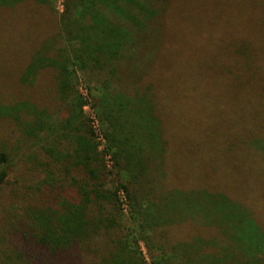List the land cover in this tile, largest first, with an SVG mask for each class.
<instances>
[{
    "label": "trees",
    "instance_id": "trees-1",
    "mask_svg": "<svg viewBox=\"0 0 264 264\" xmlns=\"http://www.w3.org/2000/svg\"><path fill=\"white\" fill-rule=\"evenodd\" d=\"M19 1L26 0H0V5L9 8L12 16ZM165 1L62 0L52 37L36 44L28 57L24 52L20 56L15 45L13 55L21 62L18 81L30 83L42 67L55 70L54 93L59 104L65 103V123L47 124L46 116L42 122L41 111L28 101L0 99V117L16 121L19 114H26L32 123L37 118V125L30 126L43 131L37 143L25 133L10 148L17 158L36 157L48 175L39 184H18L19 189L12 190L13 205L26 200L24 196L32 199L20 205V213L5 206L0 211V264H144L138 240L146 243V231L182 220L171 211L160 216L162 210L154 203L151 172L164 154L156 101L145 93L126 90L139 80L130 71V51L134 52L146 23ZM242 3L251 6L253 0ZM47 48L54 53L48 54ZM241 69L240 76V70L231 67L230 76L244 77V86L256 90L263 108L264 64ZM77 84L85 89L86 99L90 98L88 106L99 123L102 142L95 139L88 116L83 114L87 101L77 93ZM217 111L215 126L225 118V109ZM47 128L50 133L54 129L48 141ZM220 129L224 132L215 142L228 150L226 160L198 156V167L193 168L195 184H264V135H256L252 128L235 137L234 127ZM8 153L0 143V189L7 181ZM105 154L111 160L108 166ZM209 178L214 179L212 183ZM118 190L126 200L129 224L120 220ZM188 192V199L199 195V200L188 203L186 218L212 227L215 235H195L172 246L155 243L150 264H264V226L255 221L249 207L217 190ZM161 201L169 210L175 206L171 193Z\"/></svg>",
    "mask_w": 264,
    "mask_h": 264
},
{
    "label": "rangeland",
    "instance_id": "rangeland-1",
    "mask_svg": "<svg viewBox=\"0 0 264 264\" xmlns=\"http://www.w3.org/2000/svg\"><path fill=\"white\" fill-rule=\"evenodd\" d=\"M14 9L9 16L10 9L0 5V99L28 101L41 111L42 122L46 116L47 124L51 121L64 124L65 103L59 104L54 93L55 70L48 66L39 68L30 83H22L17 79L21 62L13 55L15 45L20 56L24 52V57H28L36 44L52 37L60 6L57 0H26L19 1ZM158 14L146 23L134 52L133 49L130 51L133 54L130 71L133 76L138 75L139 80L133 88L128 86L126 90L145 93L156 101L157 112H160L157 130L164 144V154L158 160L159 166L156 164V169L151 172L154 203L162 210L160 216L171 211L182 220L146 231L150 252L145 241L138 240L144 264H150L155 243L172 246L195 235L206 238L215 235L212 227L186 218L188 203L195 204L199 200V195L188 199V191L195 193V190L206 188L225 192L230 199L249 207L255 214V221L264 226V184H246L253 186L251 190L234 181L195 184L193 169L198 167V156L226 160L228 150L215 142L224 132L219 127H234L232 134L235 137L251 132L252 128L256 135H264V107L261 108L258 93L246 89L244 77L242 80L230 76L231 67H237L241 76V68L256 69L264 64V0H253L251 6L243 5L242 0H166ZM110 18L115 17L111 15ZM47 53L52 55L54 50ZM77 77L81 80L79 72ZM76 88L80 94L83 86L77 84ZM85 100L87 103L82 106V111L89 116L93 112L88 106L90 98L85 97ZM222 108L225 118L218 122V127L213 123L219 118L217 110ZM19 115L16 121L0 117V143L9 151L4 166L7 181L0 189V211L5 206L11 211L14 208L17 213H20V205L30 204L32 199L24 196L26 200L13 205L12 190H18V184L21 187L39 184L48 177L36 163V157L17 158L10 148L19 144L25 133L33 136L36 143L43 134L40 129H30L37 125V118L32 123L30 115ZM53 130L50 133L47 128L44 132L47 141ZM261 160L264 166V157ZM213 180L209 178L208 182ZM168 193L175 202L171 210L161 201ZM120 220L129 224L126 212H121ZM175 259L179 260H171Z\"/></svg>",
    "mask_w": 264,
    "mask_h": 264
},
{
    "label": "built area",
    "instance_id": "built-area-1",
    "mask_svg": "<svg viewBox=\"0 0 264 264\" xmlns=\"http://www.w3.org/2000/svg\"><path fill=\"white\" fill-rule=\"evenodd\" d=\"M57 2L59 4L60 10H61L62 0H57ZM80 94L84 97L83 99H85L86 92H85L84 88L83 89L80 88ZM85 105H86V103L83 106H85ZM88 119H89V124H90L91 131H92L95 139L100 141V142H102L103 139H102L101 131L99 129V123H98L97 119L95 118V116L93 115V113L89 114ZM98 147L101 148L102 147V143H100ZM104 162H105L106 166L110 165L111 160H110V157H109L108 154L104 155ZM117 195H118V200L120 202L121 210L125 212L126 211L125 210V208H126V200H125L124 194H123V192L121 190H118L117 191Z\"/></svg>",
    "mask_w": 264,
    "mask_h": 264
}]
</instances>
